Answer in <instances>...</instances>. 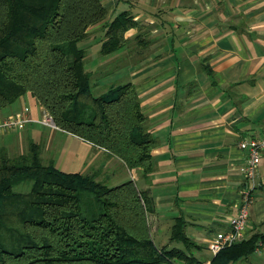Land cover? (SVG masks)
I'll return each instance as SVG.
<instances>
[{
    "label": "crops",
    "instance_id": "0c3cea01",
    "mask_svg": "<svg viewBox=\"0 0 264 264\" xmlns=\"http://www.w3.org/2000/svg\"><path fill=\"white\" fill-rule=\"evenodd\" d=\"M102 3L113 16L128 11L138 24L125 33L129 45L123 51L93 59L92 67L89 60V70L99 71L94 88L132 82L148 130L156 139L150 174L128 170L118 158L109 157L123 170L114 178L108 173L109 182L115 185L131 178L140 189L148 190L153 199L148 225L158 249L182 248L193 257L189 264H212L209 242L218 230L229 228V217L236 213L245 186L242 166L247 151L238 143L244 136L264 134V0ZM140 40L143 46L138 49ZM116 61L123 64L106 69ZM13 104L0 114L28 105L33 121L20 131L0 133V147L9 151L19 145L23 151L32 139L41 144L48 160L59 169L63 165L66 172H91L97 156L106 158L102 149L76 135L37 121L45 111L30 93ZM181 221L194 242L189 247L170 240ZM262 232L264 153L256 169L245 237ZM161 264L188 262L174 257ZM227 264H264V241L247 259Z\"/></svg>",
    "mask_w": 264,
    "mask_h": 264
},
{
    "label": "trees",
    "instance_id": "16d2710c",
    "mask_svg": "<svg viewBox=\"0 0 264 264\" xmlns=\"http://www.w3.org/2000/svg\"><path fill=\"white\" fill-rule=\"evenodd\" d=\"M107 16L102 0H0V110L30 93L57 127L147 176L156 139L135 85L123 81L95 89L99 71L85 66L98 33L105 58L129 45L125 33L138 24L126 10ZM26 147L14 156L0 147V264L192 261L182 248L155 246L147 219L153 199L133 179L115 185L108 176L103 180L104 162L93 172L62 171L50 159L43 162L40 143L28 139ZM25 183L27 190L14 189ZM170 240L194 243L183 221ZM259 241L264 232L223 247L211 263L247 259Z\"/></svg>",
    "mask_w": 264,
    "mask_h": 264
},
{
    "label": "built area",
    "instance_id": "2783aa9c",
    "mask_svg": "<svg viewBox=\"0 0 264 264\" xmlns=\"http://www.w3.org/2000/svg\"><path fill=\"white\" fill-rule=\"evenodd\" d=\"M30 121H33V118L30 115V107L28 105H24L21 109L12 113L0 114V133L20 131ZM37 121L50 126H56L52 117L47 112L43 113ZM238 145L241 149L247 151L246 163L242 166L245 186L241 191L236 213L229 217V228L218 230L209 242V248L213 255L223 247L245 237L249 207L252 203L253 191L256 187V169L264 153V134L244 136Z\"/></svg>",
    "mask_w": 264,
    "mask_h": 264
},
{
    "label": "rangeland",
    "instance_id": "374dc122",
    "mask_svg": "<svg viewBox=\"0 0 264 264\" xmlns=\"http://www.w3.org/2000/svg\"><path fill=\"white\" fill-rule=\"evenodd\" d=\"M114 16L109 12L108 13V16H107V19H111V18H113ZM99 34V33H98ZM97 34V35H98ZM90 48H89V52H90V57L88 58V60L86 61V68L87 69H89V60L91 59V63H90V66L92 67L93 66V64H94V62H92V60L93 59H98V58H100V53H99V49H100V41L99 40H95V41H93V43L91 44V46H89ZM97 62V61H96ZM114 65V64H113ZM112 64H108V65H106V69H108L109 67H111V66H113ZM96 75V74H95ZM121 82V81H120ZM18 100L19 99H17L14 103H18ZM14 104H12V105H10L9 107H11V106H13ZM7 112V110H4V109H2V110H0V113H6ZM1 138V137H0ZM2 138H6V137H2ZM19 146V145H18ZM17 145H12L10 148H9V151H8V153L11 155V156H14V155H17V154H19L20 152H25L26 151V149H27V147H24L23 148V151H19L20 150V147H18ZM26 146H27V143H26ZM42 160H43V162L45 161H48V155L47 154H42ZM107 158H104L103 156H101V155H99V156H97L96 158H95V160L91 163V169L89 170V171H91V172H93V171H95V170H98L99 168H100V161H103L102 163L105 165V166H103L102 167V171L103 172H101V175H100V178H102L103 180H106L107 179V174L108 173H110V175H112V178H114L115 177V175L117 176V175H119V174H121L122 172H123V170H122V166H120L119 165V163L118 162H116L113 158H110V159H108L107 161ZM105 161H106V163H105ZM108 162V163H107ZM119 165V166H118ZM60 169L61 170H65L64 169V167H63V165H60ZM112 169H115L114 170V172L112 171V172H110V170H112ZM87 172H88V170H87ZM108 178H109V176H108ZM107 181V180H106ZM109 181V180H108ZM28 186H29V184H27V183H25V184H20V185H17L14 189L15 190H17V191H25V190H27L28 189Z\"/></svg>",
    "mask_w": 264,
    "mask_h": 264
}]
</instances>
